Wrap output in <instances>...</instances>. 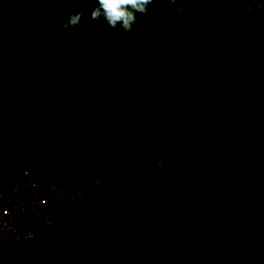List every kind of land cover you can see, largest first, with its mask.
<instances>
[{
	"label": "trees",
	"instance_id": "trees-1",
	"mask_svg": "<svg viewBox=\"0 0 264 264\" xmlns=\"http://www.w3.org/2000/svg\"><path fill=\"white\" fill-rule=\"evenodd\" d=\"M89 5L98 6V0H90ZM181 5L183 11L179 12ZM173 13L175 19L171 18ZM90 15L83 18L85 32L90 34L86 42L90 51L83 46L85 53L76 52L71 59L50 60L44 54L30 64L31 74L20 75L27 71L26 66L0 77V143L22 131L30 116L42 107L48 108V124L64 119L68 112L50 108L81 82L97 81L112 96L123 94L134 100V111L148 131H134L130 141L146 148L154 145L161 115L176 113L211 69L228 70L241 89H264V0H177L175 6H169L168 0H153L147 17L137 14L133 32L117 29L114 35L107 33L105 39L103 33L110 28L103 23L97 27ZM196 41L200 44L194 46ZM111 42L116 46L110 51ZM147 57L158 58L153 69ZM159 70L166 75L154 80L153 72ZM149 99L154 108L146 107ZM249 108L253 118L243 139L229 145L209 140L199 147L196 162L202 177L198 176L199 183L187 194L181 209L174 212L179 213L177 226L162 239L172 243L174 251L185 246L179 264H203L200 251L208 252V264H264V97L254 99ZM203 112L211 121H225L223 108L213 98L205 100ZM224 147L241 154L226 157L237 166L227 176L221 172ZM17 159V153L0 155V186L13 178ZM146 183L155 187L160 197L171 195L177 184L172 152L151 153ZM116 201L118 208L98 196L87 199L70 221L72 232L103 264H158L151 254L144 253V245L133 243V247L120 251L117 231L129 221L139 227L147 224L146 198L136 189H129ZM108 209L116 215L111 225L105 214ZM156 229L142 234L151 237ZM48 236L42 235V240ZM218 236L237 247L235 257L223 251L214 253ZM134 254L138 259L131 262ZM167 259L163 264H175Z\"/></svg>",
	"mask_w": 264,
	"mask_h": 264
},
{
	"label": "rangeland",
	"instance_id": "rangeland-1",
	"mask_svg": "<svg viewBox=\"0 0 264 264\" xmlns=\"http://www.w3.org/2000/svg\"><path fill=\"white\" fill-rule=\"evenodd\" d=\"M89 1L0 0V77L26 66L27 71L20 75L31 74L30 64L44 54L50 60L71 59L74 53L84 52L83 46L90 51V46L86 45L90 34L83 26V18L92 10L88 7ZM73 9L83 10L80 26H69L62 31L63 16ZM107 33L114 35L109 29L104 31L102 39ZM199 44V41L193 43L194 46ZM115 46L116 43L111 42L109 50ZM147 59H150L149 68L153 69L158 58ZM44 70L50 75L48 68ZM165 75L160 70L153 72L154 80ZM78 87L80 89L75 91ZM66 94L67 97L71 95L70 98L59 97L50 108V111L68 112L64 119L48 124V108L42 107L30 116L22 131L0 143V155L7 151L18 154L15 174L5 185L1 184L0 198L4 196L5 199L14 190L23 194V198L14 197L13 203L6 198L7 202H2L0 208L21 203L32 208L29 211L19 209L16 217L10 220L16 222L19 232L7 233L8 240L0 243V264H103L102 259L88 251L72 232L70 221L78 215L87 199L96 196L118 208L116 199L129 189L144 195L149 218L144 227L129 221L117 231L120 251L135 243L144 245V253L151 254L158 264L166 263L167 258L179 264L185 246L174 251V245L162 239L178 224L179 213L174 212L182 207L187 194L202 177L196 162L199 147L209 140L229 145L243 139L253 118L249 103L263 98L264 89L260 86L241 89L228 70L211 69L198 82L189 101L176 113L161 115V129L155 134L151 148L133 145L130 141L134 131L142 132L143 125L146 127L134 111L136 103L133 99L123 94L112 96L97 81L81 82ZM208 98L215 99L223 108L224 122L206 118L203 103ZM145 105L155 107L150 99ZM234 151L223 148L225 162L221 163V172L226 176L230 169L237 170L235 163L226 158L228 155L241 156L237 149ZM152 152L174 154L177 184L171 195L164 198L157 195L155 187L146 183ZM26 173L29 183L23 179ZM105 214L110 225L116 221L114 211L108 209ZM166 217H169L168 222L163 221ZM154 227H159V231L156 229L151 237L142 234ZM47 233L46 241L42 240V235ZM16 236L20 239H15ZM217 244L218 247L213 249L215 254L223 251L229 257L236 256L237 247L230 240L218 236ZM207 253L200 251L203 264L209 263ZM134 255L135 260L131 262L138 259Z\"/></svg>",
	"mask_w": 264,
	"mask_h": 264
},
{
	"label": "clouds",
	"instance_id": "clouds-1",
	"mask_svg": "<svg viewBox=\"0 0 264 264\" xmlns=\"http://www.w3.org/2000/svg\"><path fill=\"white\" fill-rule=\"evenodd\" d=\"M168 2L169 6L177 5V0H168ZM152 4L153 0H98V6L92 7L89 5L92 8L89 19L94 21L97 27L102 23L108 26L112 33H115L117 29L131 33L135 30L134 25L137 22V14L147 17L149 6ZM177 11H183L182 5L177 8ZM82 15V9H73L70 14L67 11L63 16L62 31L69 26L78 28ZM171 18L175 19L174 13ZM27 182L29 183L28 180Z\"/></svg>",
	"mask_w": 264,
	"mask_h": 264
},
{
	"label": "built area",
	"instance_id": "built-area-1",
	"mask_svg": "<svg viewBox=\"0 0 264 264\" xmlns=\"http://www.w3.org/2000/svg\"><path fill=\"white\" fill-rule=\"evenodd\" d=\"M28 174L26 173L24 176V181H26ZM60 191V190H58ZM76 194V193H75ZM23 194L19 193L17 190L10 191L9 194H7L6 198L11 199V203H13L14 197H22ZM6 198L4 199V196L0 198V206H2L5 202H7ZM23 198V197H22ZM4 202V203H2ZM35 205H38V202L35 201ZM32 210L31 206L29 204L21 203L20 205H14L13 207H3L0 208V243L8 240L7 233L13 232L14 234H18L19 230L16 226V222H11L10 220L16 217V212L19 210ZM48 224H51L50 222H47ZM15 239L19 240L20 236H16Z\"/></svg>",
	"mask_w": 264,
	"mask_h": 264
},
{
	"label": "bare ground",
	"instance_id": "bare-ground-1",
	"mask_svg": "<svg viewBox=\"0 0 264 264\" xmlns=\"http://www.w3.org/2000/svg\"><path fill=\"white\" fill-rule=\"evenodd\" d=\"M206 116V115H205ZM28 178V177H27ZM26 181H27V179H26ZM22 191V190H21ZM11 205V204H10ZM7 207V206H6ZM51 208V207H50ZM53 208V207H52ZM35 210V209H34Z\"/></svg>",
	"mask_w": 264,
	"mask_h": 264
},
{
	"label": "crops",
	"instance_id": "crops-1",
	"mask_svg": "<svg viewBox=\"0 0 264 264\" xmlns=\"http://www.w3.org/2000/svg\"><path fill=\"white\" fill-rule=\"evenodd\" d=\"M80 188V187H79ZM235 253H236V251H235Z\"/></svg>",
	"mask_w": 264,
	"mask_h": 264
}]
</instances>
